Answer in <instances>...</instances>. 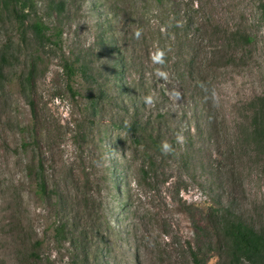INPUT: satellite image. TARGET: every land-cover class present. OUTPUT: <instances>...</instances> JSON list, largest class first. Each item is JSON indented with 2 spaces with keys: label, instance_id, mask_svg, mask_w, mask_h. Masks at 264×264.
I'll return each instance as SVG.
<instances>
[{
  "label": "rangeland",
  "instance_id": "rangeland-1",
  "mask_svg": "<svg viewBox=\"0 0 264 264\" xmlns=\"http://www.w3.org/2000/svg\"><path fill=\"white\" fill-rule=\"evenodd\" d=\"M24 1L0 0V264H232L226 211L264 245V0Z\"/></svg>",
  "mask_w": 264,
  "mask_h": 264
},
{
  "label": "trees",
  "instance_id": "trees-1",
  "mask_svg": "<svg viewBox=\"0 0 264 264\" xmlns=\"http://www.w3.org/2000/svg\"><path fill=\"white\" fill-rule=\"evenodd\" d=\"M2 1L4 4H9L12 7L25 5L24 0ZM32 28L35 30L38 40L42 41L45 39L44 27L41 24L35 23L32 25ZM62 70L69 80L76 72L72 64H69L67 61H64ZM69 89L71 90V88ZM141 126L140 122H136L135 120H132L127 124V128L132 130L135 134L139 133L137 132V129ZM151 142L155 151L160 154H164L165 150L163 146L155 138L151 139ZM29 172L31 177L36 178L38 185L36 190L37 195L42 196L46 192V186L42 174L40 172L33 174L31 170ZM215 228L218 232L220 231L219 235L221 234L227 239V253L232 264H255L263 259V239L251 227L243 223L237 217L227 213L226 211L225 214L222 215L221 220L218 221L217 226L215 225ZM184 254L190 264L207 263V256L203 254L199 248H195L189 242L184 246Z\"/></svg>",
  "mask_w": 264,
  "mask_h": 264
},
{
  "label": "clouds",
  "instance_id": "clouds-1",
  "mask_svg": "<svg viewBox=\"0 0 264 264\" xmlns=\"http://www.w3.org/2000/svg\"><path fill=\"white\" fill-rule=\"evenodd\" d=\"M170 147L171 146L168 143H166V142L163 145V148H164L165 152L169 151L170 150Z\"/></svg>",
  "mask_w": 264,
  "mask_h": 264
}]
</instances>
